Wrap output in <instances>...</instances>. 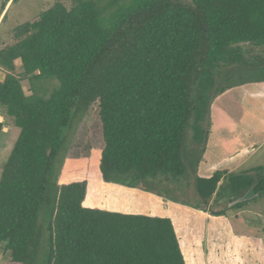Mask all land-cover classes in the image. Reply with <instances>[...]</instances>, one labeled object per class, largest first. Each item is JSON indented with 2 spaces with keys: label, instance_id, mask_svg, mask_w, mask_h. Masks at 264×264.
Wrapping results in <instances>:
<instances>
[{
  "label": "trees",
  "instance_id": "1",
  "mask_svg": "<svg viewBox=\"0 0 264 264\" xmlns=\"http://www.w3.org/2000/svg\"><path fill=\"white\" fill-rule=\"evenodd\" d=\"M17 1L0 0V15ZM253 66L264 69V0H55L16 25L0 39V114L19 129L0 174L6 264H186L169 218L86 205L90 168L66 181L65 158L96 108L103 180L171 190L204 151L220 69ZM196 184L195 208L223 216L264 195V165Z\"/></svg>",
  "mask_w": 264,
  "mask_h": 264
},
{
  "label": "rangeland",
  "instance_id": "2",
  "mask_svg": "<svg viewBox=\"0 0 264 264\" xmlns=\"http://www.w3.org/2000/svg\"><path fill=\"white\" fill-rule=\"evenodd\" d=\"M54 1L18 0L11 6L9 2L3 23L5 11L0 15V39L8 42L16 25L36 19L39 12ZM257 52L252 51L253 54ZM16 64V74H20L21 62ZM226 70L221 68L218 78V88L225 85L224 90L214 96L207 113L208 136L204 151L191 153L194 164L189 165L191 176L173 180L175 187L171 190L163 191L156 185L148 187L140 182L128 185L103 180L95 156L90 153L92 148L103 145L96 108L78 124L62 169L63 178L67 181L86 176L90 168L85 198L88 206L169 218L178 232L186 264H264V195L249 197L240 208H228L225 215L211 221L216 223L215 226H207L205 217L192 224V218L197 216L194 210H199L195 208L200 202L196 190L198 177L208 178L212 170L241 171L264 165V69L253 66L233 73H226ZM2 73L0 78H3ZM21 82L25 93L30 94L28 79L22 77ZM2 117L5 125L0 132V174L19 134L12 121L3 113ZM197 154H201L198 163ZM201 158L203 161L199 166ZM208 214L212 218L215 216ZM40 222L45 239L47 224L44 213ZM206 226L210 236L205 255L203 247L192 243L189 238L197 243L202 241ZM217 227L218 231H214ZM9 259L10 253L0 243V264H6Z\"/></svg>",
  "mask_w": 264,
  "mask_h": 264
},
{
  "label": "crops",
  "instance_id": "3",
  "mask_svg": "<svg viewBox=\"0 0 264 264\" xmlns=\"http://www.w3.org/2000/svg\"><path fill=\"white\" fill-rule=\"evenodd\" d=\"M2 116V115H1ZM3 118V117H2ZM3 128V127H2ZM1 132V131H0ZM205 154V153H204ZM204 156V155H203ZM201 161H203L202 160V158H201V160H200V162H199V166H201L202 165V163H201ZM214 170H212L211 171V174H212V172H213ZM194 213H196L197 214V216H195L194 215V217L192 218V224L193 223H199V221H200V219L202 218V217H205L206 219H207V226H209V225H211V224H213L214 226L216 225V223H211V221L214 219V218H216V217H220V216H214L213 218H212V216H210L207 212H203V211H201V210H194ZM222 217V216H221ZM219 225V224H218ZM217 225V226H218ZM205 227V231L202 233L203 234V238L202 239H200V240H202V241H199L198 243L197 242H195L194 240H192L191 238H189V240L192 242V243H194V244H197L198 246H202L203 247V249L205 250V255H206V245H207V240L209 241V236H210V233L208 232V227ZM218 227L217 228H215L214 229V231H218ZM177 234H178V232H177Z\"/></svg>",
  "mask_w": 264,
  "mask_h": 264
},
{
  "label": "water",
  "instance_id": "4",
  "mask_svg": "<svg viewBox=\"0 0 264 264\" xmlns=\"http://www.w3.org/2000/svg\"><path fill=\"white\" fill-rule=\"evenodd\" d=\"M3 74V78H0V81L1 82H4V79H5V73H2Z\"/></svg>",
  "mask_w": 264,
  "mask_h": 264
},
{
  "label": "built area",
  "instance_id": "5",
  "mask_svg": "<svg viewBox=\"0 0 264 264\" xmlns=\"http://www.w3.org/2000/svg\"><path fill=\"white\" fill-rule=\"evenodd\" d=\"M1 121H3V118H2V116H1V114H0V122H1Z\"/></svg>",
  "mask_w": 264,
  "mask_h": 264
}]
</instances>
